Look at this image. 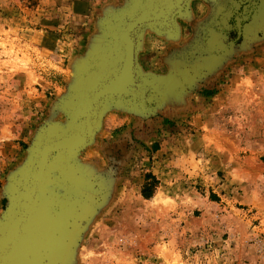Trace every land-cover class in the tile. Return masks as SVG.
<instances>
[{
  "label": "rangeland",
  "instance_id": "374dc122",
  "mask_svg": "<svg viewBox=\"0 0 264 264\" xmlns=\"http://www.w3.org/2000/svg\"><path fill=\"white\" fill-rule=\"evenodd\" d=\"M69 2L0 0V217L37 132L65 122L76 60L102 41L99 19L74 28ZM255 3L191 0L177 37L146 29L145 71L220 58L156 111L104 117L76 159L97 201L73 264H264V8L252 20ZM54 27L66 36L50 52L42 37Z\"/></svg>",
  "mask_w": 264,
  "mask_h": 264
},
{
  "label": "water",
  "instance_id": "95a60500",
  "mask_svg": "<svg viewBox=\"0 0 264 264\" xmlns=\"http://www.w3.org/2000/svg\"><path fill=\"white\" fill-rule=\"evenodd\" d=\"M190 1L129 0L101 20L102 41L76 60L74 81L60 106L65 122H46L9 177L0 243L9 228L15 236L1 252L0 264H73L97 201L86 168L76 159L95 139L104 117L116 108L156 111L169 97L188 92L220 58L214 54L209 63L166 74L142 68L138 55L146 29L177 37L178 18L189 15ZM263 8L261 2L252 20ZM240 22L239 17L238 27Z\"/></svg>",
  "mask_w": 264,
  "mask_h": 264
},
{
  "label": "crops",
  "instance_id": "0c3cea01",
  "mask_svg": "<svg viewBox=\"0 0 264 264\" xmlns=\"http://www.w3.org/2000/svg\"><path fill=\"white\" fill-rule=\"evenodd\" d=\"M68 5L69 18L74 24L77 23L74 26L77 30L82 24L84 29L85 24L93 22L94 18L95 20H103L108 15L123 8L126 4L125 2L119 3V0H70ZM53 30H55L53 33L43 35L42 47L50 52H57L55 50L59 48L60 43H63L66 34L62 33L58 27H54ZM69 52L72 53V51Z\"/></svg>",
  "mask_w": 264,
  "mask_h": 264
},
{
  "label": "bare ground",
  "instance_id": "6f19581e",
  "mask_svg": "<svg viewBox=\"0 0 264 264\" xmlns=\"http://www.w3.org/2000/svg\"><path fill=\"white\" fill-rule=\"evenodd\" d=\"M62 108V107H61ZM5 213V212H4ZM4 213L2 214V216L0 217V220H3L4 219ZM4 222V221H3ZM15 235H13V229H8V232H5L4 236H3V241H1L0 243V254L1 252L4 250L5 246L6 245H10V242L12 239H14Z\"/></svg>",
  "mask_w": 264,
  "mask_h": 264
},
{
  "label": "flooded vegetation",
  "instance_id": "af4514ba",
  "mask_svg": "<svg viewBox=\"0 0 264 264\" xmlns=\"http://www.w3.org/2000/svg\"><path fill=\"white\" fill-rule=\"evenodd\" d=\"M261 2H264V0H258V3H255V6L257 7L258 5H260ZM241 14H243V16H242ZM239 17H241V18H240L241 20L244 19V18H247V16H244V13H239V14H238V18H239ZM239 25H240V27L242 26L241 23H240ZM237 32L240 34V29H239V28H237ZM238 33H237V34H238Z\"/></svg>",
  "mask_w": 264,
  "mask_h": 264
},
{
  "label": "trees",
  "instance_id": "16d2710c",
  "mask_svg": "<svg viewBox=\"0 0 264 264\" xmlns=\"http://www.w3.org/2000/svg\"><path fill=\"white\" fill-rule=\"evenodd\" d=\"M147 195H149V194H147Z\"/></svg>",
  "mask_w": 264,
  "mask_h": 264
}]
</instances>
